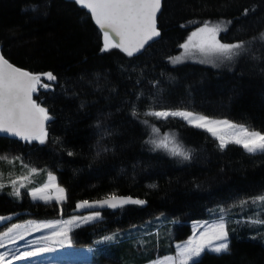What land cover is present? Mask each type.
Masks as SVG:
<instances>
[{"label": "trees", "instance_id": "1", "mask_svg": "<svg viewBox=\"0 0 264 264\" xmlns=\"http://www.w3.org/2000/svg\"><path fill=\"white\" fill-rule=\"evenodd\" d=\"M220 21L231 22L219 34L221 42H244L237 56L215 64L199 57L170 62L182 54L180 45L192 31ZM158 25L159 39L129 57L119 49L101 51V31L75 0H0L3 56L29 72L56 77L42 79L50 87L34 93L50 116L45 142L0 135V153L12 157L11 163L0 162V172L18 173L22 163L40 172L38 185L53 173L66 192L63 214L111 195L145 201L105 206L100 221L74 231L76 246L85 247L105 233H132L148 224V246L140 241L144 232L104 242L121 247L111 253L119 258L113 264H143L172 252L174 242L191 234L192 221L208 219L211 208L231 202L236 204L228 211V251L206 252L197 264H264V224L249 222L254 215L264 220V205L252 202L264 196V153L250 154L235 144L221 150L207 132L182 120L143 115L187 109L264 132V0H164ZM165 134L188 159L149 142ZM16 207L37 216L59 212L55 204L26 198L17 203L0 193L1 217ZM155 229L165 243L159 250Z\"/></svg>", "mask_w": 264, "mask_h": 264}, {"label": "snow or ice", "instance_id": "2", "mask_svg": "<svg viewBox=\"0 0 264 264\" xmlns=\"http://www.w3.org/2000/svg\"><path fill=\"white\" fill-rule=\"evenodd\" d=\"M77 5L87 9L92 20L103 34L102 52L110 49H119L125 55L132 57L140 52L149 41L160 35L157 29L156 17L161 8V0H75ZM245 10V14L247 13ZM231 22H204L190 33L184 43L181 55L170 57L173 64L182 63L185 59L200 58L201 63L222 62L231 60L244 50V42L223 43L218 38L219 34L227 30ZM264 40V33L260 36ZM42 79L55 81L52 73L33 74L14 67L7 59L0 55V134L19 138L25 142L39 141L44 143L47 137L45 122L50 119L46 108L33 99V94L38 88H48L49 84L42 83ZM133 115H139L133 109ZM146 117L167 120L178 118L188 125L208 132L219 142L221 150L229 144L242 147L247 153H264V132L256 131L238 125L228 120L213 119L206 115L189 111L187 109H163L149 110L143 113ZM146 125L148 120L143 121ZM153 135L159 133V129L151 126ZM156 148H163L174 156L184 159L189 158V153L175 144L167 134L162 139L149 141ZM71 155V153H69ZM18 159V158H17ZM0 160H7L0 157ZM11 163V161H8ZM37 174V169L28 168V174L18 179L11 180L12 191L10 195L19 198L21 189L31 183V177ZM2 174H0V189L4 188ZM33 200H43L50 203H62L65 190L56 184V177L51 173L47 176V182L40 187H33L28 192ZM253 203L264 205V196L253 199ZM145 201L132 199L131 197H117L111 195L102 201L96 202L103 207L116 208L125 204L143 205ZM246 202L241 201V206ZM84 201L77 204V208L92 207ZM221 209V212H224ZM100 217L99 212H94L88 217H72L69 220L45 223L40 225H13L6 232L0 233V249H6L9 245L15 246L17 240H24L30 230L39 231L41 228L52 229L49 235L41 237L42 246L32 250L13 253L0 251V264H13L14 261H26L29 258L39 256L42 253L54 250L53 245L63 246L70 244L69 231L82 220L87 223ZM7 218L0 217V221ZM250 223L264 224V220L254 219ZM202 231L194 233L193 237L183 244L177 245L174 256H165L157 259L152 264H197V258L202 253L212 251L216 253L228 251V232L223 216L213 224L202 225ZM111 239V237H106ZM7 241V243H6Z\"/></svg>", "mask_w": 264, "mask_h": 264}, {"label": "rangeland", "instance_id": "3", "mask_svg": "<svg viewBox=\"0 0 264 264\" xmlns=\"http://www.w3.org/2000/svg\"><path fill=\"white\" fill-rule=\"evenodd\" d=\"M102 42H103V34H102ZM189 59H192V58H189ZM208 117H210V116H208ZM210 118L228 120V119H224V118H215V117H210ZM175 119H178V118H175ZM179 120H181V119H179ZM228 121H230V120H228ZM183 122L186 123L185 121H183ZM232 123H235V122H232ZM235 124H237V123H235ZM238 125H241V124H238ZM217 143L219 144L218 141H217ZM257 153H261V152H257ZM257 153H254V154H257ZM0 157H6L7 158V160H0V162L9 163L8 161L12 160L11 159L12 157L8 154H1L0 153ZM18 163H21V162L18 161ZM20 165H21L20 166L21 169L18 173H15V172L4 173L2 171L0 172V174H2V183L5 185L3 189H0V193H3V192L7 193L9 196L14 198L17 201V203H21L23 201V199L26 198V201H28L29 203L42 204V205L48 206V207H52L53 204H55L56 206L59 207V212H57L58 214L56 216L52 215L53 217L52 216H37V215L32 214V211H30V210L20 211L19 210L20 208L16 207L14 209L15 212L2 216V217H5L7 219L0 221V233L6 232L9 228L13 227V225H24V226H29V225H33V224L34 225H40V224H45V223H52V222H57V221L69 220L72 217H88V216L92 215L94 212H99L100 217L96 220H91L87 223L80 220L78 222L77 226L71 227V229L69 231V238L71 241L70 244L66 243L63 246L53 245L54 250L51 252L42 253L39 256L29 258V260H26V261H14L13 264H103V262H105L104 264H113L114 262H118L119 258L118 257L117 258L112 257L111 253H113L114 248L115 249L118 248L119 245L115 246L114 248H107L108 247L107 243H115L118 241L122 242L123 239L127 240L128 238L135 236V235H133V233H138V232L143 233L147 229L146 227L148 226V224H144L143 227L145 228V230L134 227L133 229H131L132 233L129 231H127L125 233H114V232L105 233L103 235H100L96 239H93V242L91 245L85 246V247H77L76 246L77 238L75 237L74 231L77 230L78 228H81V227H84V226H87L90 224H94V223H97L98 221H100L102 218V213L100 212V209L99 210H97V209L90 210V209H87L86 207H83L84 209H82L81 211H74V212L69 213V214H63V213H60L61 206L66 201V199L62 203H59V204L56 203V201H54V200L50 203H45L43 200H39V199L33 200L31 195L28 194L29 190L33 187H40L45 182H47V176L50 173V172H48L43 183L38 185V184H36V180L40 174V172L38 170H37V174H35L31 177L32 182L28 183L27 187L21 189L22 195L19 198L15 197L13 195H10V192L12 191V187H11V183H10L11 180L18 179L19 177H22V176H25L28 174V168L29 167L23 165L22 163ZM30 168H33V167H30ZM51 174L56 177V175H54L53 173H51ZM56 184H58L60 187H62L59 184L57 177H56ZM65 197H66V192H65ZM228 204H231V205L227 206V204H226V205L211 208L210 216L208 219H205L202 221H192L190 223L191 234L184 240L174 242L173 243L174 250L172 252L167 253L163 256H157L155 259L149 260L148 262L143 263V264H152V262L154 260H157L158 258L162 259L165 256H174L176 254L177 245L183 244L184 242L188 241L190 238L193 237L194 233H199L200 231H202L203 230L201 227L202 225L213 224V223L218 222L221 216H223V218H224V222H225L226 229H227V225H228L229 220H230V218L228 217V215H229L228 211L230 210L229 207L235 205L236 203L231 202ZM16 206H18V204H16ZM221 209H224L225 211L221 212ZM259 217L260 216L257 217L256 215H254L253 220L259 219ZM256 225H260V224H256ZM51 231H52V229H45V228H41L39 231L30 230L29 234H27L25 236L24 240H17L15 246L9 245L6 249H0V251H7L9 253H13L16 250L27 251V250H32L33 248H36V247H40V246H42V241L40 240V238L49 235V233ZM152 233L155 234L156 240H157L156 250H159L161 247H164L165 243H164L163 237L161 236V232L159 231V229H155ZM150 234L151 233H147V232H144L142 234L144 236V238H141L140 241H142V243L145 246H148V244L150 243V239H152V236H150ZM106 237H111V239H106ZM138 241L139 240L137 239V241H135L134 244H137ZM104 242H107V243H105V245H103ZM6 243H7V241H6ZM228 245H229V236H228ZM119 248L121 249V247H119ZM206 252L214 253V254L223 253V252L216 253V252L207 251V250L204 253H206ZM204 253H202L201 256ZM104 257H106V258H104ZM200 257H198L197 260ZM124 264H129V263H124Z\"/></svg>", "mask_w": 264, "mask_h": 264}, {"label": "water", "instance_id": "4", "mask_svg": "<svg viewBox=\"0 0 264 264\" xmlns=\"http://www.w3.org/2000/svg\"><path fill=\"white\" fill-rule=\"evenodd\" d=\"M163 1L164 0H161V8H160V11L157 13V17H156V24H157V29L159 30V32H160V29H159V25H158V18H159V16H160V14H161V11H162V5H163ZM86 11H87V9H86ZM88 12V11H87ZM89 13V12H88ZM89 15H90V13H89ZM91 16V15H90ZM96 25V24H95ZM97 26V25H96ZM97 28H98V26H97ZM99 29V28H98ZM100 30V29H99ZM102 33V32H101ZM159 37H160V35L158 36V37H155L153 40H151V41H149L148 42V44L147 45H145V47L140 51V52H138V53H136L134 56H136V55H139V54H141L142 52H144L145 50H146V48L148 47V46H150L152 43H154V42H156L158 39H159ZM0 55H2L3 56V54H2V51H1V47H0ZM4 57V56H3ZM5 58V57H4ZM6 59V58H5ZM10 62V61H9ZM11 63V62H10ZM12 64V63H11ZM14 67H17L16 65H14V64H12ZM17 68H19V69H21V70H24V71H27L26 69H22V68H20V67H17ZM29 72V71H28ZM30 73H32V72H30ZM33 74H35V73H33ZM33 99H34V94H33ZM35 100V99H34ZM47 124H48V121H46L45 122V129H46V127H47ZM0 135H3V136H7V135H5V134H0ZM90 205H94V206H92V207H86L87 209H90V210H95V209H97V210H99V209H102L103 207H105V206H103V207H101V206H99V205H97L96 204V202H91V203H89Z\"/></svg>", "mask_w": 264, "mask_h": 264}]
</instances>
